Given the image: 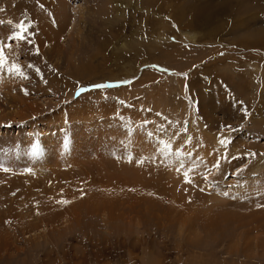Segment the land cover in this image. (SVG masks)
<instances>
[{
    "label": "rangeland",
    "instance_id": "obj_1",
    "mask_svg": "<svg viewBox=\"0 0 264 264\" xmlns=\"http://www.w3.org/2000/svg\"><path fill=\"white\" fill-rule=\"evenodd\" d=\"M257 1L0 0V264H264Z\"/></svg>",
    "mask_w": 264,
    "mask_h": 264
},
{
    "label": "snow or ice",
    "instance_id": "obj_2",
    "mask_svg": "<svg viewBox=\"0 0 264 264\" xmlns=\"http://www.w3.org/2000/svg\"><path fill=\"white\" fill-rule=\"evenodd\" d=\"M9 23H11L9 21ZM16 28L19 29V31H15L10 37L9 39H12V40H20V41H24L27 39V36H26V33H28L31 29V24H26L25 22L21 21L20 23L16 24ZM30 42V41H29ZM38 52V50H37ZM5 63H6V60H5V56H4V51H3V46H0V68H3L5 66ZM8 71L10 73L14 72V73H21V68L16 65V64H13L11 65V67H9ZM37 72H39V69H37ZM121 83H126L124 81H122ZM114 85L111 84V83H101V84H95L93 85L92 87L95 88V89H107V88H111L113 87ZM87 89L84 88V87H81L79 89V91L76 93L77 96H79L80 94L86 92ZM230 127V126H229ZM221 144H224L225 143V140H221L220 141ZM165 147H168L167 145H165ZM5 171H7V169H5ZM191 171V169L189 170ZM185 178H186V183H190L191 181L187 180V177L189 175L188 172H185ZM225 195H227V193H224ZM61 203H67L68 201H60Z\"/></svg>",
    "mask_w": 264,
    "mask_h": 264
},
{
    "label": "bare ground",
    "instance_id": "obj_3",
    "mask_svg": "<svg viewBox=\"0 0 264 264\" xmlns=\"http://www.w3.org/2000/svg\"><path fill=\"white\" fill-rule=\"evenodd\" d=\"M257 2H259V0L257 1ZM60 7L63 9L62 11L64 12V14L62 13V15L64 16H67V14H68V9H67V7L66 6H64V5H60ZM221 11V9H219V12ZM263 11H264V9H263ZM230 12V11H229ZM264 15V14H263ZM57 22V21H56ZM58 27L60 26V24L61 23H59L58 22ZM63 24V23H62ZM61 27V26H60ZM63 27V26H62ZM49 28V27H48ZM261 32H264L263 30H260L258 33L259 34H261ZM1 124H3V122L1 123ZM0 135H2V133L0 134ZM28 136V135H27ZM0 148H2L1 147V145H0ZM35 161V160H34ZM100 167V166H99ZM43 170V169H42ZM22 176V175H21ZM50 200V199H49ZM52 202H54V200H53V198H52V200H50V201H48V202H46V203H44L45 205H47L48 207H53L54 208V206H56L57 204H59V203H53L52 204Z\"/></svg>",
    "mask_w": 264,
    "mask_h": 264
}]
</instances>
